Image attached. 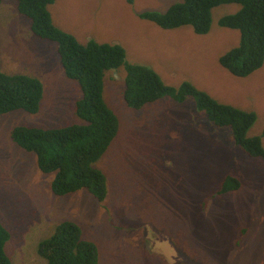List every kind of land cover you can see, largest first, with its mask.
I'll return each instance as SVG.
<instances>
[{"label":"rangeland","instance_id":"374dc122","mask_svg":"<svg viewBox=\"0 0 264 264\" xmlns=\"http://www.w3.org/2000/svg\"><path fill=\"white\" fill-rule=\"evenodd\" d=\"M180 0H56L53 22L86 44H121L131 62L149 64L180 92L193 85L218 102L255 112L247 137L264 131V65L238 77L220 61L237 46L238 29L219 25L237 3L213 9L212 28L163 29L140 14L167 11ZM2 71L39 77L45 96L36 113L16 109L0 116V223L11 232L5 250L12 264H47L40 243L59 223L76 222L98 247L99 264H264V159L234 142L232 127L215 125L196 98L164 96L138 109L123 98L126 70L109 72L105 98L118 115L117 137L97 166L108 194L97 202L88 189L60 196L51 189L36 154L11 138L15 126L42 128L79 123L81 91L62 75L57 42L36 35L15 0L0 2ZM264 148V137L261 138ZM227 174L238 189L220 193ZM177 257L170 256V249Z\"/></svg>","mask_w":264,"mask_h":264},{"label":"trees","instance_id":"16d2710c","mask_svg":"<svg viewBox=\"0 0 264 264\" xmlns=\"http://www.w3.org/2000/svg\"><path fill=\"white\" fill-rule=\"evenodd\" d=\"M15 1L18 11L30 19L36 35L57 42L65 70L62 75L76 80L81 91L75 105L79 123L52 128L15 126L11 130L14 143L34 152L44 173L54 174L51 182L54 194L88 189L97 202L106 200L107 178L97 163L117 137L120 121L106 101L105 80L109 72L121 67L126 70L123 98L129 107L138 109L169 95L183 102L193 95L198 110L205 111L215 125L232 127L234 142L250 156L264 159L261 145L264 131L260 137L246 136L256 121L255 112L218 102L191 84L185 83L180 92L174 91L149 64L129 61L121 44L100 43L95 39L80 43L53 22L49 6L56 0ZM224 3L240 4L239 10L222 15L218 23L240 30L241 39L237 46L220 56V61L236 76L246 77L264 65V0H181L165 12L146 10L140 16L163 29L189 25L195 32L205 34L212 28L213 9ZM44 96L41 78L6 73L2 71L0 58V116L16 109L36 113ZM240 183L238 178L227 174L220 193L238 189ZM10 237V230L0 223V264H12L5 250ZM39 253L47 264H99L96 243L83 238L81 227L70 220L59 223L54 234L40 243Z\"/></svg>","mask_w":264,"mask_h":264},{"label":"flooded vegetation","instance_id":"af4514ba","mask_svg":"<svg viewBox=\"0 0 264 264\" xmlns=\"http://www.w3.org/2000/svg\"><path fill=\"white\" fill-rule=\"evenodd\" d=\"M60 71V73H62V74H64V71L63 70H59ZM177 251L174 249V246H173V248L172 249H170V256L171 257H177V254L178 253H176ZM194 264V263H193Z\"/></svg>","mask_w":264,"mask_h":264},{"label":"clouds","instance_id":"9594fccd","mask_svg":"<svg viewBox=\"0 0 264 264\" xmlns=\"http://www.w3.org/2000/svg\"><path fill=\"white\" fill-rule=\"evenodd\" d=\"M181 1V0H180ZM174 4V3H173ZM172 5V4H171ZM45 174H53V173H45ZM54 178V177H53ZM53 180V179H52ZM52 182V181H51ZM52 189V188H51ZM71 194V193H70ZM68 195V194H67ZM60 196H64V195H60Z\"/></svg>","mask_w":264,"mask_h":264},{"label":"crops","instance_id":"0c3cea01","mask_svg":"<svg viewBox=\"0 0 264 264\" xmlns=\"http://www.w3.org/2000/svg\"><path fill=\"white\" fill-rule=\"evenodd\" d=\"M50 7V6H49ZM50 10V9H49ZM20 147V146H19ZM21 148V147H20Z\"/></svg>","mask_w":264,"mask_h":264}]
</instances>
